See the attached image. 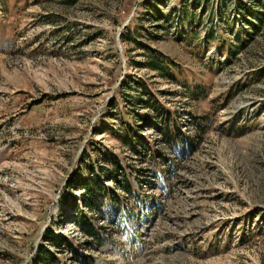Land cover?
I'll use <instances>...</instances> for the list:
<instances>
[{
	"label": "rangeland",
	"instance_id": "rangeland-1",
	"mask_svg": "<svg viewBox=\"0 0 264 264\" xmlns=\"http://www.w3.org/2000/svg\"><path fill=\"white\" fill-rule=\"evenodd\" d=\"M76 177L131 218L88 212ZM39 250L264 264V0H0V264Z\"/></svg>",
	"mask_w": 264,
	"mask_h": 264
},
{
	"label": "trees",
	"instance_id": "trees-1",
	"mask_svg": "<svg viewBox=\"0 0 264 264\" xmlns=\"http://www.w3.org/2000/svg\"><path fill=\"white\" fill-rule=\"evenodd\" d=\"M153 119V116L151 117ZM192 145L189 144V142H185L184 148L188 152L191 151ZM122 174L118 164L116 163V166L114 167V175L110 178L112 181V184L115 186L119 183V176ZM121 178V177H120ZM67 188L75 191H83L85 194L88 195L87 200H84L83 207L88 212H93L94 208L97 209L99 207H102L103 210H107L109 205H116V219L117 220L120 216L121 220L126 222L128 218H131L132 213L128 210L126 207V204L121 201L116 195L113 193L110 194L109 190H106L107 192V199L103 200L100 203V199L94 196L91 190L98 189L99 191H105V187L103 185H95L94 182H85V180L81 179L80 177L73 178L72 180H68ZM120 192H122L125 196L129 197L133 193L131 186L126 183L123 185V187H119ZM90 196V197H89ZM73 199V198H72ZM138 203V200L136 201ZM73 206H76L73 205ZM131 213V214H130ZM79 230L83 234V236L89 238L98 248H101L105 245L107 242L106 238L104 237L102 231V227L98 226L96 221L92 219H88L84 213H81L79 218L77 219ZM46 242H51L56 245V247H60V239L59 237L55 235H49V237H46ZM72 249V247L70 246ZM55 261L52 254H50L48 251H42L39 250L37 252V256L34 260L36 264H52Z\"/></svg>",
	"mask_w": 264,
	"mask_h": 264
}]
</instances>
